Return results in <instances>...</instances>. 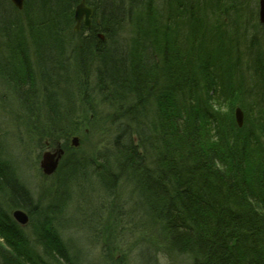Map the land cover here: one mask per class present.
<instances>
[{
    "label": "trees",
    "instance_id": "1",
    "mask_svg": "<svg viewBox=\"0 0 264 264\" xmlns=\"http://www.w3.org/2000/svg\"><path fill=\"white\" fill-rule=\"evenodd\" d=\"M85 1L93 28L75 32L81 0H25L22 10L0 0V264H73L55 227L67 194L46 208L36 202L1 134L23 119L40 136L71 135L65 127L88 80L94 99L111 110L110 157L98 166L68 157L58 169L63 188L88 182L86 170L95 166L103 188L132 185L142 221L180 264H264V98L237 102L250 94L241 89L248 79L264 82V35L247 39L256 53L253 77L241 73L235 87L234 69L224 65L232 53L225 32L199 16L206 6L223 9L238 33L231 13L239 15L243 3ZM16 209L29 215L31 234L12 218Z\"/></svg>",
    "mask_w": 264,
    "mask_h": 264
},
{
    "label": "rangeland",
    "instance_id": "2",
    "mask_svg": "<svg viewBox=\"0 0 264 264\" xmlns=\"http://www.w3.org/2000/svg\"><path fill=\"white\" fill-rule=\"evenodd\" d=\"M239 2L243 3L240 12H243L242 16L231 13L234 21L239 18L238 33L235 32L236 23L231 25L230 16L225 14L223 9L219 11L215 7L206 6L199 14L203 22L211 27L219 25L225 32L220 36L224 38L226 49L231 48L232 53L224 65L234 69L235 87L239 86L237 79L241 78V73L253 77V69L249 65L253 64L256 53L248 45V40L255 34L257 40H262L264 35V30L259 24L260 0ZM224 4H227L226 0H222V5ZM129 30L124 29L125 38L130 37ZM213 33L219 40L216 32ZM233 35H237L234 42ZM74 79L80 83L82 76L78 73L74 75ZM92 81L88 80V83L91 82V86L87 85L89 90L81 95L78 93L75 100L74 113L68 121L69 125L65 127V131H72L71 135L66 136L67 132H63L54 139L40 136L34 129L30 130L22 119L21 123L25 127L18 124V131L3 127L4 132L1 135L10 139L9 144L16 151L7 153L6 158L12 162L34 200L42 201L41 206L46 208L55 200L59 202L60 198L67 194L65 197L68 204L63 210L64 214L57 215L55 227L72 257L73 264H180L181 259L166 248L162 236L148 230L142 221L138 210L140 207L133 206L135 197L132 196L130 183H120L113 190L103 188L97 175H94L96 167L92 166L86 170L84 176L88 182L79 178L76 182H69L65 189L62 186L63 180L59 177L58 169L68 157L78 159L86 166L90 162L96 166L101 165L108 156L110 157L114 128L110 127L107 117L111 110L101 101L94 99L91 93ZM248 81L247 86L241 89L244 91L247 88L250 94L244 93L242 97L239 94V104L245 97L252 101L264 98V82ZM226 99L221 93L220 101L225 104ZM15 115L16 113L10 114L12 118ZM40 121L46 122V118L42 117ZM17 133L21 134V141L18 140ZM57 145H60L63 157L56 172L47 176L41 168L43 155L45 152L56 150ZM58 219L61 221L57 222ZM28 225L29 223L25 225V233L29 235L31 230Z\"/></svg>",
    "mask_w": 264,
    "mask_h": 264
},
{
    "label": "water",
    "instance_id": "3",
    "mask_svg": "<svg viewBox=\"0 0 264 264\" xmlns=\"http://www.w3.org/2000/svg\"><path fill=\"white\" fill-rule=\"evenodd\" d=\"M12 4L18 8L19 10L23 9L24 1L25 0H10ZM54 1V0H50ZM94 9L91 7H88L85 3V0H82L78 6L75 8V28L74 30L77 32L80 30L81 24H84V27L86 29L92 28V18L94 16ZM260 21L262 24H264V0L260 1ZM235 118L236 123L239 126V128L243 127L244 124V113L240 108H237L235 110ZM62 150H56L54 152H45L43 155V159L41 162V168L43 169V172L45 175L50 176L56 172L59 166L60 159L62 157ZM14 219L21 224L22 226H25L29 223V217L26 212L23 210H15L13 212Z\"/></svg>",
    "mask_w": 264,
    "mask_h": 264
},
{
    "label": "flooded vegetation",
    "instance_id": "4",
    "mask_svg": "<svg viewBox=\"0 0 264 264\" xmlns=\"http://www.w3.org/2000/svg\"><path fill=\"white\" fill-rule=\"evenodd\" d=\"M83 30V24H82V26H81V31ZM61 145V144H60ZM57 146H59V145H57Z\"/></svg>",
    "mask_w": 264,
    "mask_h": 264
}]
</instances>
